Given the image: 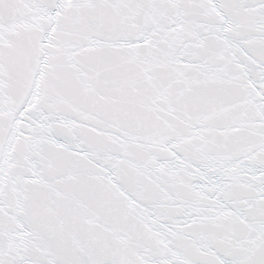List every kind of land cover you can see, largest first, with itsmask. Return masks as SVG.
<instances>
[{"label": "snow or ice", "instance_id": "snow-or-ice-1", "mask_svg": "<svg viewBox=\"0 0 264 264\" xmlns=\"http://www.w3.org/2000/svg\"><path fill=\"white\" fill-rule=\"evenodd\" d=\"M0 264H264V0H0Z\"/></svg>", "mask_w": 264, "mask_h": 264}]
</instances>
